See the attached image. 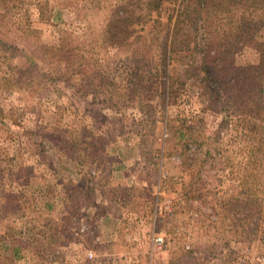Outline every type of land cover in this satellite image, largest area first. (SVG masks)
<instances>
[{
	"label": "rangeland",
	"instance_id": "374dc122",
	"mask_svg": "<svg viewBox=\"0 0 264 264\" xmlns=\"http://www.w3.org/2000/svg\"><path fill=\"white\" fill-rule=\"evenodd\" d=\"M116 1L0 0V64L33 73L25 83L0 85V264H264V160L255 151L247 157L233 126L212 146V159L186 167L164 131L162 82L148 74L147 61L137 62L135 75L127 48L104 53L95 45L102 64L97 86L74 67L47 85L41 74L58 76L62 68L53 62L34 68L21 56L32 42L78 37L79 60L87 65L98 19ZM176 4L164 2L151 14L160 32L170 31ZM256 14L264 15V6ZM18 22L37 37L23 38ZM151 24L133 25L134 34L146 35ZM263 50L264 24L234 61L254 65ZM200 117L204 135L221 120L215 112ZM247 173L259 182L261 211L244 220ZM189 181L200 189L191 200L182 193ZM8 248L17 251L11 261Z\"/></svg>",
	"mask_w": 264,
	"mask_h": 264
},
{
	"label": "trees",
	"instance_id": "16d2710c",
	"mask_svg": "<svg viewBox=\"0 0 264 264\" xmlns=\"http://www.w3.org/2000/svg\"><path fill=\"white\" fill-rule=\"evenodd\" d=\"M174 1L177 4L170 31L160 32L159 19L152 18L151 14H158L164 2ZM262 6L264 0H117L103 8L98 19L97 42L91 38L88 44L87 65L79 60L78 37L76 40L62 37L55 45L32 42L30 46L33 48L21 56L29 62L28 65H35L34 68L40 63L52 62L62 68L58 76L41 74L46 75L44 81L47 85L58 82L64 76V70L67 73L70 67H74L72 71L87 74L91 85L97 86L100 80H95L96 73L102 71V64L96 61L95 45L100 46L104 53L108 48L125 47L134 61L131 70L135 75L137 62L147 61L148 74L155 75L162 82L157 97L164 118V131L169 133V140H174L173 149L181 164L190 167L198 159L200 163L207 158L212 159V146L220 145L224 131L232 130V126L247 157L255 151V157L264 160V50L254 65H240L234 61L236 52L250 43L264 24V15L256 14ZM3 7L4 11L10 9ZM81 7L85 9V4ZM90 7L99 12L102 6L99 8L92 2ZM8 19L7 23L16 25ZM149 21L153 30H148L144 36L134 34L133 25ZM18 24L16 29L23 38L37 37L36 30L27 23ZM173 63L174 66L171 65ZM0 65L1 86L12 87L33 78L29 68L15 69L8 62ZM145 77L144 74L142 79ZM186 103L194 110L185 113L187 107L183 105ZM179 104L181 110H178ZM205 112L221 114V120L209 135L198 131L200 116ZM232 117H235L233 124ZM193 148L199 151H193ZM195 173H198L197 169H189L191 178ZM244 179V220H248L253 213L259 215L261 211V203L254 195L259 182L251 173L245 174ZM182 193L191 200L200 196V189L189 181L182 187ZM261 199L264 208V194ZM254 206L259 208L253 210ZM8 250L11 261L17 251L15 248Z\"/></svg>",
	"mask_w": 264,
	"mask_h": 264
},
{
	"label": "built area",
	"instance_id": "2783aa9c",
	"mask_svg": "<svg viewBox=\"0 0 264 264\" xmlns=\"http://www.w3.org/2000/svg\"><path fill=\"white\" fill-rule=\"evenodd\" d=\"M153 242H155V243H157V244H160V242H161V238L159 237V236H155V238H153ZM85 252V254L88 256V257H90L91 256V253L89 252V251H87V250H84Z\"/></svg>",
	"mask_w": 264,
	"mask_h": 264
}]
</instances>
